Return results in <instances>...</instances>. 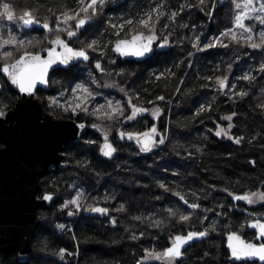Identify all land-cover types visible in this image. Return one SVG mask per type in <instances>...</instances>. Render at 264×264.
I'll list each match as a JSON object with an SVG mask.
<instances>
[{"label":"trees","instance_id":"16d2710c","mask_svg":"<svg viewBox=\"0 0 264 264\" xmlns=\"http://www.w3.org/2000/svg\"><path fill=\"white\" fill-rule=\"evenodd\" d=\"M82 1L0 0V57L5 51L12 53L7 60L0 58V67L25 51L37 53L52 47L57 35L76 49L85 48L90 56L89 63L74 66L71 72L54 71L48 91H38L47 111L86 123L87 132L80 142L65 149V167L52 166L41 178L38 198L50 195L53 199L39 208L40 225L32 238L30 258L20 263L15 253L6 254L0 248V264H159L152 262L153 255H160V264H170L163 252L174 237L204 231L208 238L191 245L171 264H229L224 236L234 232L249 239L246 223L264 216L262 52L250 49L252 43L247 40L221 35L234 23L232 0H222V4L217 0H121L116 4L106 0L99 14L84 26L86 30L77 31V37H67L66 30L76 24L72 19L63 21V30L48 27L46 33L45 23L51 27L76 13L83 18ZM5 3L13 13L11 21ZM153 9L163 13L158 21ZM27 12L42 29L21 24ZM149 12L155 22V44L167 39V48L140 63L113 62L110 50L117 40L136 33L149 36L139 23ZM172 13H176L174 19ZM13 37L16 43H4ZM217 38L222 44L194 47L201 39L205 45ZM92 40L98 42L95 51L86 47ZM97 61L101 69L93 67ZM218 77L228 80L224 90ZM0 84V108H13L17 93L1 75ZM77 85L92 93L83 103L87 113L63 110L77 103L74 95L78 97V91L73 92ZM161 96L163 100L158 99ZM50 97L58 104L52 105ZM104 98L113 107L119 104L123 115L115 113L111 119L102 115L111 112ZM132 105L146 111L140 121L129 124L126 117ZM153 108L161 112L157 121L167 133L160 148L140 153L125 138L116 140L118 132L150 128L155 123L149 114ZM94 111L96 115L91 114ZM227 116L234 117L233 127L228 135L217 136L216 131L225 129ZM105 135L115 142L111 158L100 154ZM237 195H255L260 200L248 207L247 202L233 203ZM77 197L79 210L75 204L64 207ZM193 203L199 207H190ZM92 207L108 211L99 214L90 211ZM182 215L190 218L181 220Z\"/></svg>","mask_w":264,"mask_h":264},{"label":"water","instance_id":"95a60500","mask_svg":"<svg viewBox=\"0 0 264 264\" xmlns=\"http://www.w3.org/2000/svg\"><path fill=\"white\" fill-rule=\"evenodd\" d=\"M33 26L39 29L42 28V24L36 22L26 27L32 28ZM47 32H49L48 29ZM138 34L142 33H136L133 36ZM133 36L129 39L120 40H131ZM115 44L111 49V54L122 61L143 62L148 60L155 52L153 41L152 52L142 57L121 55L115 51ZM52 47H55V45ZM70 47L72 46L70 45ZM47 49L39 52V54L42 57H47ZM57 51H62V49L57 48ZM16 59L11 63H14ZM88 61L89 59L83 60L79 58L70 61L69 65L57 62L49 68L47 79L49 80L53 71L66 69L71 65L87 63ZM0 75L18 95L13 108L5 110L6 115L0 117V248L6 254L15 253L17 260L20 263H25L32 254V238L40 225L39 208L49 204L53 199L52 196L50 200L43 199L44 196L38 198L37 195L41 192V178L48 173L52 166L65 167V149L71 142L78 143L82 139L87 132L88 125L73 119L55 117L46 111L43 99L38 96L32 98V103H26L25 96L19 93L16 86L11 84L2 71H0ZM37 88L38 90L47 91L49 84L37 85ZM79 124H84L85 128L80 129L78 127ZM145 139L147 138H140V147H142ZM100 154L103 157L111 158L115 155V152L111 157L105 156L101 151ZM178 199L185 204L182 199ZM232 201L236 204L244 203L246 200H237L233 197ZM253 222L264 224V216L247 224V231L254 233V238L246 240L242 236L236 235L245 244L251 243L259 246L264 244V238L260 237V229L258 227H252ZM228 235L229 233L224 236V241L225 249L229 255L227 259L229 264H264V260H261L259 256L241 257L240 259L233 257L231 249L228 247L230 243ZM207 238L208 234L202 238H195L184 245L182 253L191 245L200 243ZM232 243H235V241H232ZM164 258L168 257L164 256ZM180 258L181 256L175 259L178 260Z\"/></svg>","mask_w":264,"mask_h":264},{"label":"snow or ice","instance_id":"6c2138e0","mask_svg":"<svg viewBox=\"0 0 264 264\" xmlns=\"http://www.w3.org/2000/svg\"><path fill=\"white\" fill-rule=\"evenodd\" d=\"M203 2V0H201V3ZM106 3V0H90V3L85 4L82 8H81V12L85 13V15L83 16V18H80V13H76L73 16H66L65 18V22H67V20L72 19L76 21L75 27L71 28V29H67V37L69 38H74L77 37V31L80 29H84L86 30V28H84V26L92 19L93 16L99 14V11L102 9V7L104 6V4ZM253 5V0H246V7L248 8H252ZM158 7H162V6H158ZM237 7H239V5H237ZM4 11L5 13H7V18L8 20H12L13 19V13L10 10V6L5 3L3 5ZM89 9L91 10V14H89ZM261 10H264V3L261 4ZM153 11H157L158 15L156 17V20L158 21L159 16L163 15L162 12H159L158 9H153ZM176 16V13H172L171 18L174 19ZM246 13L241 15V16H237L236 17V24L239 27H244V24L242 23V20L245 18ZM21 19L23 20L24 25L28 26L31 25L33 22L39 23L38 20H35V17L32 16L31 12H27L25 14V17H21ZM264 22V21H262ZM128 24H131L132 21H127ZM140 24H142L145 28L148 29L149 31V36L148 37H144L142 34H138L132 37L131 40H117L116 44H115V51L119 52L121 55H134L137 57H142L147 53L152 52V41L155 39V35H154V21H153V17H152V13L149 12L146 14V19H142L139 21ZM43 27L45 29H47L49 27V25L47 23H45L43 25ZM115 27V26H114ZM123 27V26H121ZM231 30H228V32L225 33H221V35H227L229 34ZM247 31L249 33H251L252 29L248 28ZM117 35H119V33H117ZM233 39L235 40L236 37L233 36ZM249 40H251V36H249L248 38ZM260 41L261 43H252L251 46L253 48H258L261 46H264V32L260 33ZM5 44L8 43H16V39L13 37L10 40H6L4 41ZM21 45L24 44V41H20L19 42ZM29 43H31L29 41ZM97 41L96 40H92L90 43L87 44V48L92 49L93 51L96 50V46H97ZM168 41L167 39L164 40V44L161 45V47H164L165 45H167ZM216 44H222V41H220L218 38L215 41ZM52 45H55V47H49L47 49V57H42L39 52L37 53H31V52H27L25 51L23 54H21L19 56L18 59H16V61L14 63H7L5 62L3 64L2 67H0V71H2L8 78V80L11 82L12 85H15L16 88L19 90L20 94H23L25 96V102L26 103H32V98H35L37 96V92H38V88L37 85H47L48 84V70L49 68L59 62L61 64L64 65H69L70 61L72 60H77L79 58H82L83 60H88V53L85 50V48H80V49H75L73 47H70L69 43L66 42L64 39H62L59 35L56 36V38L51 41ZM198 45H194V47H196ZM215 45L212 43H209L208 45H206V47H214ZM222 46H227V45H222ZM57 48L62 49V51H57ZM12 53L11 52H7L5 51L3 53V56L0 57L2 59L7 60V58L11 57ZM74 67V65L69 66L68 68L65 69V71L71 72L72 68ZM96 68L97 69H101V65L99 63V61H97L96 63ZM262 70H264V65L261 66ZM243 79H250L249 76H244ZM217 83L219 84L220 88L223 89L225 87L228 86L227 84V78L225 77L224 79H220L219 77L217 78ZM81 92L84 95L80 96V97H76L74 95V100H80L83 101L85 100L87 97L91 96L92 93L90 92V90L84 86V85H77V88L73 90V92ZM121 91H123V89H121ZM240 95H247V93H240ZM158 99L163 100L164 97H158ZM49 101L52 105H57L58 101L56 98H49ZM129 104H131V101L129 100L128 102ZM109 108L112 109L111 112H102V115L107 116V118L111 119L113 117V114L115 113H119L120 115H123L124 113V109L117 104L116 107H113L111 102H109L108 104ZM100 109H103V106H100ZM63 110L64 111H71L73 113H76L77 110L82 111V112H88V108L83 104V103H75V104H71V105H67V106H63ZM100 111V110H97ZM146 111V109L143 108H138L135 105H132L131 108V115L127 116L126 119L128 120H134L137 116L138 113ZM200 111H204V108L202 107L200 109ZM159 112V109L156 110L157 114ZM92 115H96L97 112H92ZM199 114V113H197ZM6 115V112L0 108V117H4ZM224 119L227 120H231L232 116H228L225 117ZM78 127L80 129H84L85 125L84 124H79ZM92 127H96L95 124L92 125ZM232 125L229 124L228 128H231ZM157 129L155 127H152L150 129L149 132H144V133H136V137H137V142L140 143V138L144 137L147 138L144 140L142 147H141V151H149L150 147L149 145L151 143H153L152 141V137L156 134ZM224 135H228L227 132H225V130L223 128H220L218 131H216V135L220 136L221 134ZM125 135V133H121V138H123V136ZM129 139L132 138L133 134L132 133H128L127 134ZM105 143L103 146H101L100 151L105 155V156H109L111 157L112 154L116 151V149L112 146L111 143L108 142V137L107 135H105L104 137ZM160 144L164 143V140L161 138L158 141ZM236 143H240V138H236L235 140ZM89 143H94V141H89ZM163 186V185H162ZM107 198V197H106ZM237 200L243 199L246 200L248 203H253V200L248 196V195H243V196H235L234 197ZM43 199L45 200H50L51 196L50 195H45L43 197ZM180 199H184L183 197H181ZM261 199H264V195L261 196ZM185 204H187V201H184ZM75 204L78 208L80 207L79 205V198L77 197V199H73L71 201H69L68 203H66L64 205L65 208H67L68 204ZM190 207H192L193 209L198 208L199 205L198 204H191ZM92 212H96V213H101V214H105L107 213L108 209L107 208H102V207H92L89 209ZM171 211V210H170ZM69 215H73L74 213L69 212ZM190 217L189 216H181L180 219L181 220H188ZM136 219H140V217H136ZM206 219V217H205ZM113 223H115V220L112 221ZM159 225V222H157V226ZM61 228H63V225H60ZM252 227L254 228H259L260 229V237L264 238V224L258 223V222H253ZM207 235V231L204 232H189L187 233V235L185 236H176L174 238V243L172 246L168 247L167 249L164 250L163 255L167 256L170 260V264L172 261L175 260L176 257H180L182 256V248L184 247V245L188 244L190 241H193L195 238H202L205 237ZM136 237L133 236V239H135ZM228 239L230 241L228 247L231 249V255L237 259H240L241 257H249V256H259V258L261 260H264V244H261L259 246H257L256 244H245L243 241L240 240V237L236 235V233L232 232L229 233L228 235ZM232 241H235V243H232ZM66 250H61V252L63 253Z\"/></svg>","mask_w":264,"mask_h":264},{"label":"rangeland","instance_id":"374dc122","mask_svg":"<svg viewBox=\"0 0 264 264\" xmlns=\"http://www.w3.org/2000/svg\"><path fill=\"white\" fill-rule=\"evenodd\" d=\"M111 1L116 4V3L120 2L121 0H111ZM233 2H234V6H235V18H234V23H233L232 27L228 29V30H231L229 32L230 38L233 39V36H235L236 37L235 40H242V39H244V40L249 41V43H258V44L261 43V41H260V33L261 32H264V30H263L264 29V22H262V21H264V10H261V4L264 3V0H253L252 8L246 7V0H236V1L233 0ZM87 3H90V0H83L82 1V7L85 4H87ZM237 5H239V7H237ZM245 13H246V16L242 20V23L244 24V27L237 26V24H236V17L237 16H241V15H243ZM23 17H25V16H23ZM65 18L59 19L53 26H51V27L49 26L48 29H50V30H56V31L57 30H63L62 23L65 20ZM22 23H23V20H21V24ZM248 28H251L252 29L251 33H249L247 31ZM249 36H251V40L248 39ZM202 40L203 39H201V42H202ZM154 42H156L155 39H154ZM201 42L198 44L197 48H203V47L207 48L206 45H208V44H205L204 45V44H201ZM162 44H164V43L163 42L162 43H159L158 46H157V48L158 47L161 48V49L167 48V45H165L164 47H161ZM213 44H214V42H213ZM249 48L252 49V50H254V49L260 50L262 52L264 46H261V47H258V48H253L252 46H250ZM227 84H228V80H227ZM77 94H79L78 97L84 95L83 93H79V91H78ZM86 99L83 100V101L77 100V103H84L86 101ZM102 101L104 102L105 106H108L109 102H111V100H109L107 98H104ZM111 104H112V102H111ZM102 106H103V108H105L104 105H102ZM156 110H157V108H153L151 110V112L149 113L150 114V119L152 121H155V123L153 124L152 127H155L157 129V132L154 135V137L155 138L157 137L158 138L157 139L158 141L162 138L164 140V143H165L167 133H164V132L161 131L159 122L157 121V119L161 115V112L159 111L157 114L154 115V113H156ZM110 111H112V109ZM233 118L234 117L232 116V119L231 120L223 119L226 122V127L224 129L225 132H228L229 133V131H231V129L233 127V124H232ZM229 124L232 125L231 128H228V125ZM150 129H148L145 132H149ZM136 133H140V131L139 132H133L132 133L133 136H132L131 139H129V137L127 135L125 136V138H127V140L130 143H132L133 146L136 149H138V151L140 153H145L146 151H141V147H140L139 143L137 142V137L135 135ZM142 133H144V132H142ZM158 141L153 142V144L150 147L149 152L157 150L158 148H160L164 144V143L163 144H160ZM248 196L253 200V203L248 204V207L249 206H254L260 200L259 197L255 196V195H248ZM80 208L81 207L77 208V210H79ZM167 260H169V259H167ZM152 262L159 263V264L160 263H163L162 259H160V255H153Z\"/></svg>","mask_w":264,"mask_h":264},{"label":"flooded vegetation","instance_id":"af4514ba","mask_svg":"<svg viewBox=\"0 0 264 264\" xmlns=\"http://www.w3.org/2000/svg\"><path fill=\"white\" fill-rule=\"evenodd\" d=\"M217 1H219L221 4H222V0H217ZM226 0H224V2H225ZM233 1V0H232ZM236 1V0H235ZM215 2H216V0H215ZM43 28V27H42ZM41 28V29H42ZM260 29V28H259ZM44 30L46 31V33H48L47 32V29H45L44 28ZM261 30V29H260ZM264 30V29H263ZM259 31V30H258ZM225 32H228V29H226V30H224V32L223 33H225ZM143 36L146 38V36L143 34ZM227 36H229L230 37V34H227ZM127 39H129V38H127ZM69 40H67L66 42H68ZM115 44V43H114ZM113 44V45H114ZM214 44H215V42H214ZM113 47V46H112ZM154 48H155V51L156 50H159V49H161V48H157V46H156V44L154 43ZM112 49V48H111ZM263 52H264V48H263V51H262V54H263ZM110 54H111V50H110ZM89 56V55H88ZM111 56H113V59H111L113 62H117V61H121V62H126V61H122L120 58H117L116 56H114V55H112L111 54ZM263 56H264V54H263ZM90 62V56H89V61L87 62V63H89ZM133 62H135V61H133ZM87 63H80V64H87ZM135 63H140V62H135ZM80 64H78V65H80ZM74 66H77V65H74ZM93 67L94 68H96V64H93ZM58 70H60V69H58ZM54 72V71H53ZM52 72V73H53ZM51 73V74H52ZM51 76V75H50ZM50 78V77H49ZM49 81V80H48ZM224 90V89H223ZM38 91H43V90H41V89H39ZM48 91V90H47ZM43 92H45V91H43ZM37 94H38V92H37ZM18 96V95H17ZM38 96V95H37ZM39 97V96H38ZM42 99V98H41ZM131 108H132V106L130 107V112H131ZM9 109H12V108H9ZM9 109H7V110H9ZM5 111V110H4ZM47 111V110H46ZM47 112H49V111H47ZM50 113V112H49ZM50 114H52V115H54L55 117H62V116H56L55 114H53V113H50ZM144 115H145V111H143V112H140V113H138L137 114V116H136V120H138V121H140L143 117H144ZM62 118H65V117H62ZM68 119H71V118H68ZM73 119V118H72ZM73 120H75V119H73ZM126 120H128V119H126ZM76 121V120H75ZM129 122V124H132V122H134L133 120H128ZM78 122V121H77ZM153 126V125H152ZM151 126V127H152ZM150 127V128H151ZM143 128V127H142ZM150 128H148V129H150ZM148 129H142V131H140V133H142V132H145V131H147ZM121 133H124V132H118L117 134H116V140H118V141H120V140H123L124 138H125V136L128 134V133H132V132H126L125 133V135L123 136V138H121ZM128 136V135H127ZM83 138V137H82ZM126 140H127V138H125ZM158 138L156 137H154L153 136V142H155V141H158L157 140ZM81 141V140H80ZM79 141V142H80ZM108 142L109 143H111L112 144V146L116 149V147H115V142H114V140H108ZM71 143H73V142H71ZM105 143V141H103V143L101 144V146L103 145ZM153 143H151V145H152ZM151 145L149 146V147H151ZM101 146H100V148H101ZM0 147H1V145H0ZM147 153L149 152V151H146ZM151 152H153V151H151ZM248 203V202H247ZM246 203V204H247ZM242 204V203H241ZM249 204V203H248ZM260 217L261 216H259V217H256V218H252L251 220H249L248 222H250V221H252V220H255V219H260ZM248 222L246 223V230H247V224H248ZM248 232V231H247ZM248 234H249V239H246V238H244L243 236V238L244 239H246V240H251L252 238H254V233H251V232H248Z\"/></svg>","mask_w":264,"mask_h":264}]
</instances>
